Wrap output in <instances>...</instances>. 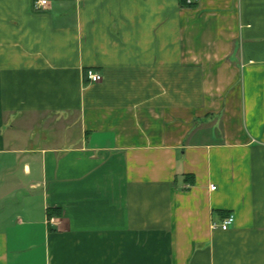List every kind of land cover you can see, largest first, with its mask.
Listing matches in <instances>:
<instances>
[{"label":"crops","instance_id":"1","mask_svg":"<svg viewBox=\"0 0 264 264\" xmlns=\"http://www.w3.org/2000/svg\"><path fill=\"white\" fill-rule=\"evenodd\" d=\"M38 1L0 0V264H264V0Z\"/></svg>","mask_w":264,"mask_h":264},{"label":"built area","instance_id":"2","mask_svg":"<svg viewBox=\"0 0 264 264\" xmlns=\"http://www.w3.org/2000/svg\"><path fill=\"white\" fill-rule=\"evenodd\" d=\"M191 2H192L191 0H187V4H191ZM46 4L47 2L45 0H41L36 3V7L38 9L40 8L44 9ZM84 76L89 83H97L102 80L101 75L93 70H87ZM210 189L214 190L215 187L211 186ZM233 223H234V217L232 215H229L226 218H224L217 227L220 228L222 231H226L231 225H233Z\"/></svg>","mask_w":264,"mask_h":264},{"label":"trees","instance_id":"3","mask_svg":"<svg viewBox=\"0 0 264 264\" xmlns=\"http://www.w3.org/2000/svg\"><path fill=\"white\" fill-rule=\"evenodd\" d=\"M180 1V4L181 5H186V3H187V0H179ZM189 5V4H188ZM48 215H50V214H48ZM50 217V216H49Z\"/></svg>","mask_w":264,"mask_h":264}]
</instances>
